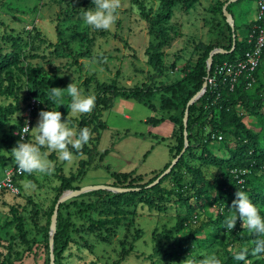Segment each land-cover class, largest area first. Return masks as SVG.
Returning a JSON list of instances; mask_svg holds the SVG:
<instances>
[{
	"label": "trees",
	"instance_id": "1",
	"mask_svg": "<svg viewBox=\"0 0 264 264\" xmlns=\"http://www.w3.org/2000/svg\"><path fill=\"white\" fill-rule=\"evenodd\" d=\"M158 1L162 6L163 13L154 15L150 8L147 10V0H133V4L137 6L141 16L148 24L149 34L158 41L149 45L145 51L148 63L155 72L150 78V85L125 93L116 88L115 80H110L108 83H99L94 80L95 95L97 96L95 107L91 112V117L88 118L86 114L80 115L81 122L79 124L80 127H88L92 133L89 142L84 147L86 159L79 162L76 174L60 177L61 183L56 189L57 194L46 214L45 226L41 227L44 241H33L36 248L39 249L43 244L47 248L48 258L45 264L50 262L49 230L54 206L64 192L79 188L73 186L72 182L79 181L98 156L99 131L104 126L101 121L102 114L111 109L115 98L132 99L140 104L146 103L149 97L147 92H152L156 80L163 76L160 52L169 46L171 41L168 32L172 30L169 26L172 10L181 7L182 13L187 15L195 9L198 2L197 0ZM228 1L224 0L218 9L223 20L225 18L222 8ZM82 5L84 9L79 11L82 14L86 9L92 8V6L86 7L85 3ZM68 7L69 5L63 13L69 15L71 19L72 15L69 14ZM253 24L248 26L247 35L251 33ZM154 26L158 28L152 31L151 28ZM227 30L228 46L226 48L207 47L203 43H198L196 49L199 48L202 51L198 54L194 66L186 65L183 70L185 76L182 79L176 81L172 86L162 87L165 93L176 89L179 92L178 97L182 98L179 110L181 119L174 120L171 134L173 140H176L173 159L183 149V118L188 102L202 90L204 83H207L208 78L213 76L217 68L224 63H235L250 50L247 36L238 41L234 26L236 36L234 51L227 54H215L212 57L211 68L207 72V59L213 50H231L232 32L229 26ZM62 37L63 35L59 36L58 42L54 45L55 52L67 49L65 47L67 41ZM85 37L86 35L82 36V38ZM48 45L49 43L41 32L35 28L28 33L26 38L21 33H6L0 38V95L12 96L18 100L21 88L16 87V82L21 77L24 78V84L29 94L26 105L30 97H34L38 101V107L32 114L33 120L38 109L42 108L41 104L45 111L55 107L48 96L49 88H55L53 77L46 75V71L41 65V63H45L50 70H53L52 60H46L44 56H40L41 50L47 49ZM80 55L83 56V53L81 52ZM80 55H76L74 51L65 53L67 58H73L75 62ZM263 63L264 55L253 76L255 81L251 88H247V81L244 78L239 80L233 90H230L228 84H223L221 78H218L217 88L206 86L205 93L198 99L199 106L188 108L186 126L188 147L171 172L164 176L158 184L147 188L165 172L170 163L165 165L161 171L156 172L150 181L142 183V177H135L133 173H127L120 185H113L112 188L115 190L138 189V191L115 193L106 189L111 187L105 186L103 190L92 191L61 204L53 240L54 264H65L66 260L75 258L71 254L73 249H76L78 253L83 254L84 251H87L88 254H92L93 251L88 247L86 237L97 238L103 243L108 242L124 226L123 222L130 214L138 217L145 215L154 217L155 215L156 219L161 216L172 217L175 222L170 228L164 227L161 231L154 229L152 233L153 250L146 257L149 264H190V262L191 264H200V261L210 253H215L221 259L222 264H243V262L235 261L232 258L234 247L236 244L240 246L249 244V250H251L256 237L246 227H242L239 220L232 231H226L223 228V222L228 214L226 211L231 208L235 199L237 190L246 191L252 202L259 208L261 215H264V85L259 76V70ZM174 68V63L168 67L170 70ZM52 72L55 75L59 73V70L54 69ZM88 87L87 84L86 89ZM253 89L254 91L251 92ZM57 109L61 112L60 107ZM14 111L16 109L0 110V132L2 133V142L10 154V160H12L10 150L20 140L18 136L14 137L13 131H20L22 127L21 115L13 125L9 126L7 131L2 129V124L11 123ZM246 119L254 120V122L250 121L249 124H246ZM218 137H221V140L218 141ZM29 138L30 136L27 137V140ZM215 150H222V155H216ZM0 167L3 171L6 168L1 152ZM203 168L215 169L212 180L204 177ZM169 181L173 184L165 186ZM15 182L19 187V182ZM2 195L9 194L3 192L0 196ZM85 198H94L95 200L84 202ZM206 207L213 210L211 212H214V216L210 214L206 221L195 227L194 225L200 222L201 216L205 212L203 209ZM10 213L12 220L9 225H15L18 233L21 234L19 240L23 239V243L28 244L26 232L23 229V220L18 217L17 209L11 207ZM95 213L98 215L97 218L93 216ZM134 232L136 238H139L142 233L138 228ZM200 234H204V237H200ZM121 247L123 260L132 252L134 243L132 242L127 251L124 243H121ZM83 249L85 250L83 251ZM7 250L12 253V245H9ZM3 262L5 264V261ZM6 262L10 263L7 259ZM88 264H97V262L93 260ZM116 264H120V262ZM247 264H264V255H252L250 251Z\"/></svg>",
	"mask_w": 264,
	"mask_h": 264
},
{
	"label": "rangeland",
	"instance_id": "2",
	"mask_svg": "<svg viewBox=\"0 0 264 264\" xmlns=\"http://www.w3.org/2000/svg\"><path fill=\"white\" fill-rule=\"evenodd\" d=\"M197 1L195 9L187 15L182 13L181 7L172 10L169 20L172 30L168 32L171 41L169 46L160 52L163 76L156 80L154 87L152 86V92H147L150 98H147L146 103L140 104L132 99L115 98L111 109L102 114L101 121L104 126L99 131L98 156L79 181L72 182L73 186L79 187L77 190L85 187H99L103 190L105 186L112 189L113 185H120L127 173L142 177V183H144L150 181L156 172L161 171L165 165L173 161L176 140H173L171 134L174 120L181 119L179 110L182 98L178 97L179 92L176 89L165 93L162 87L172 86L182 79L185 76L183 70L186 65L194 66L198 54L202 51V49H196L198 43H203L207 47L226 48L228 46V24L218 11L224 0ZM258 1L239 0L229 5L228 10L236 27L238 41L247 36L248 26L254 23ZM82 3H85L86 7H94L92 0H0V38L6 33H21L26 38L34 28L39 30L49 43L47 49L41 50L40 56H44L46 60L51 59L53 70L57 69L59 73L54 75L53 70H50L45 63H41L42 68L46 71V75L53 77L55 88L61 90H65L73 82L86 94L95 95L94 80L99 83L115 80L116 88L125 93L150 85V78L155 72L148 63L145 51L149 45L158 41L149 34L148 24L137 6L133 4V0H119L117 22L106 31L93 30L83 23V14L79 12L84 9ZM68 5L71 19L69 15L63 13ZM146 6H148L147 10L150 8L154 15L163 13L158 0H147ZM157 28L154 26L151 30L154 31ZM61 35L67 41L65 45L67 49L55 52L54 45ZM84 35L86 37L82 38ZM68 51H74L76 55L82 52L83 56H78L75 62L73 58L65 56ZM171 63L175 64L173 70L168 69ZM259 76L264 85V63L259 70ZM24 80L21 77L16 82V87L21 88L18 100L12 96L0 95V110L16 109L11 123L2 124L3 130L7 131L24 112L26 99L29 96ZM87 84L89 87L86 89ZM253 91L254 89L251 92ZM69 102L70 98L65 93L63 105H55V107H60L62 120L66 118L70 125L80 127L81 114H72L67 107ZM199 103L197 100L191 106L198 107ZM41 106L42 108H39L35 115L32 128L36 126L39 112L45 111L44 106L42 104ZM86 115L88 118L91 117V112ZM250 121L254 122V120L246 119L245 123L249 124ZM13 135L17 136L16 130L13 131ZM29 136V142H34L31 134ZM2 139L0 132V152L4 156L6 168H11L15 163L9 159L10 154ZM85 146L71 164L59 161L57 153H50L48 158L55 164L51 175L23 174L18 183L21 192L19 196H0V264H4L3 261L8 264L6 259L11 264L46 263L47 248L43 244L38 249L33 241H44L41 227L45 226L46 214L55 199L56 189L61 183L60 177H69L77 173L79 162L86 159ZM214 152L218 156L223 153L222 150ZM203 169L204 177L212 180L215 169ZM2 178L3 169L0 167V179ZM172 184L173 182L169 181L165 186ZM89 200L95 199H83L84 202H90ZM11 207L17 209L18 217L23 220L28 244H24L23 239L19 240L21 234L18 233L16 226L9 225L12 220ZM203 210L205 212L200 222L194 225L195 227L206 221L210 214L214 216V212H211L213 210L209 207ZM93 216L98 217L97 213ZM123 224L124 226L108 242L103 243L97 238L87 236L88 247L93 253L88 254L83 249L82 254L73 249L71 254L75 258L66 260L65 264H88L93 260L97 264H116L117 262L149 264L146 257L153 250L154 229L161 231L164 227H172L175 222L172 217L161 216L156 219L155 215L154 217L149 215L138 217L130 214ZM136 228L142 231L139 238H136L134 232ZM200 237H204V234H200ZM132 242L134 243L132 252L122 260L121 243L125 244L127 251ZM9 245L13 247L12 253L7 250ZM235 248L249 249L250 245L236 244L233 251L236 250ZM50 250L49 246V258ZM67 255H69L68 252Z\"/></svg>",
	"mask_w": 264,
	"mask_h": 264
},
{
	"label": "clouds",
	"instance_id": "3",
	"mask_svg": "<svg viewBox=\"0 0 264 264\" xmlns=\"http://www.w3.org/2000/svg\"><path fill=\"white\" fill-rule=\"evenodd\" d=\"M93 8L87 9L82 15L85 25L93 30H109L118 19L119 0H92ZM49 100L53 105H63L64 95L70 98L67 107L72 114H86L92 112L96 103L94 94H86L77 84L71 82L65 90L49 88ZM36 126L29 128L27 124L22 128L23 135L16 146L10 150L11 159L22 174L29 176L33 174L51 175L55 164L48 158L50 153H57L61 162L71 164L77 154H81L92 133L88 127L72 126L68 120H62L61 113L57 108L40 111ZM24 134H31L34 142H24ZM33 186V185H27ZM223 228L232 231L239 220L242 227L252 233L256 239L253 241L251 250L248 248L236 249L233 259L247 264L249 252L261 256L264 255V215L252 202L249 194L244 190H237L231 208L226 211ZM191 264V262H190ZM200 264H222L221 259L210 253L205 256Z\"/></svg>",
	"mask_w": 264,
	"mask_h": 264
},
{
	"label": "built area",
	"instance_id": "4",
	"mask_svg": "<svg viewBox=\"0 0 264 264\" xmlns=\"http://www.w3.org/2000/svg\"><path fill=\"white\" fill-rule=\"evenodd\" d=\"M247 44L250 50L244 56L237 60L235 63H224L221 67L217 68L212 77L208 78L206 86L209 85L213 88L218 87V78H221L223 84H228L230 90L239 82L241 78L247 81V88H251L255 79V71L260 66L262 57L264 55V0H259L257 3V13L251 33L247 35ZM38 107V101L34 97H30L24 112L21 115L22 127L17 131V136L23 135V127L27 126L31 129L33 125L32 114ZM29 136V135H28ZM27 134H24V142H27ZM218 141L221 137L217 138ZM22 173L17 167L5 168L3 171V178L0 180V194L7 193L11 196H18L20 189L16 185L19 182Z\"/></svg>",
	"mask_w": 264,
	"mask_h": 264
},
{
	"label": "water",
	"instance_id": "5",
	"mask_svg": "<svg viewBox=\"0 0 264 264\" xmlns=\"http://www.w3.org/2000/svg\"><path fill=\"white\" fill-rule=\"evenodd\" d=\"M239 0H229L228 3H226L223 8H222V14L223 17L225 18L226 23L228 24V26L231 29L232 32V47L230 51H224L221 49H215L213 50L210 54L209 57L207 59V72H209L210 68H211V64H212V57L215 54H227V53H232L235 49V41H236V36L234 34V22L233 19L231 17V15L228 13L227 11V7L228 5H230L231 3L237 2ZM206 91V83H204L202 90L195 96L193 97L187 104L185 112H184V118H183V123H184V146L183 149L181 151V153L175 158L173 159V161L170 163L169 167L165 170V172H163L161 174L160 177H158L152 184H150L149 186H147V188H151L153 186H155L156 184L159 183V181L166 176L167 174H169L172 170V168L176 165V163L178 162L179 158L182 156V154L185 152L186 148L188 147V142H187V133H186V126H187V121H188V108L194 104L195 101H197ZM105 188V187H104ZM108 190H110L111 188H106ZM99 190V187H85V188H81L79 190H74V191H66L64 192L59 199L57 200V203L54 206V210L51 216V220H50V230H49V246H50V264H54V257H53V253H52V249H53V240H54V234L56 231V225H57V215H58V210L61 204L75 199L77 197H79L80 195H83L85 193H89L92 191H96ZM111 191L113 192H130V191H138V189H124V190H115V189H111Z\"/></svg>",
	"mask_w": 264,
	"mask_h": 264
},
{
	"label": "crops",
	"instance_id": "6",
	"mask_svg": "<svg viewBox=\"0 0 264 264\" xmlns=\"http://www.w3.org/2000/svg\"><path fill=\"white\" fill-rule=\"evenodd\" d=\"M1 180V179H0Z\"/></svg>",
	"mask_w": 264,
	"mask_h": 264
}]
</instances>
